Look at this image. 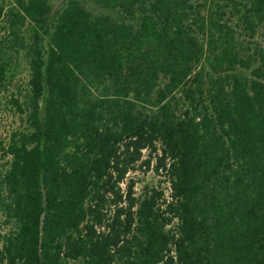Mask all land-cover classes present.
I'll list each match as a JSON object with an SVG mask.
<instances>
[{"label":"trees","instance_id":"16d2710c","mask_svg":"<svg viewBox=\"0 0 264 264\" xmlns=\"http://www.w3.org/2000/svg\"><path fill=\"white\" fill-rule=\"evenodd\" d=\"M3 109L0 264H264V0H0Z\"/></svg>","mask_w":264,"mask_h":264},{"label":"rangeland","instance_id":"374dc122","mask_svg":"<svg viewBox=\"0 0 264 264\" xmlns=\"http://www.w3.org/2000/svg\"><path fill=\"white\" fill-rule=\"evenodd\" d=\"M8 1V0H6ZM63 0H54L56 5H59ZM256 39H261V35L257 36ZM27 77V70L25 62H21L17 71V80L24 83ZM23 126V121L19 115L13 114L6 109L0 111V143L5 141L11 130L15 128H20ZM2 149L0 145V159H1ZM149 156L148 151H145L144 158ZM128 179H133L135 181V191L137 195L143 193L145 188L149 186H155L161 184L166 191V195L170 196L169 182L162 169L156 171V157L155 154L151 157V166L146 168V165L142 164L140 161L137 166L130 170L128 173ZM4 227L0 225V233H2Z\"/></svg>","mask_w":264,"mask_h":264}]
</instances>
